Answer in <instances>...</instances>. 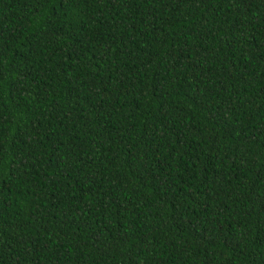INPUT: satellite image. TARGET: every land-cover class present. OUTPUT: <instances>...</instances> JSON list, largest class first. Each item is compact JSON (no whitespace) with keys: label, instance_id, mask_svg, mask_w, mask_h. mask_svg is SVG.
Here are the masks:
<instances>
[{"label":"trees","instance_id":"1","mask_svg":"<svg viewBox=\"0 0 264 264\" xmlns=\"http://www.w3.org/2000/svg\"><path fill=\"white\" fill-rule=\"evenodd\" d=\"M0 264H264V0H0Z\"/></svg>","mask_w":264,"mask_h":264}]
</instances>
